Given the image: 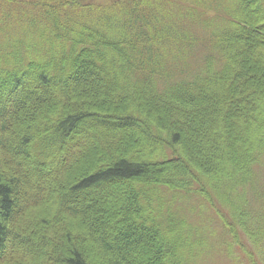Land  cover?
Segmentation results:
<instances>
[{"label":"trees","instance_id":"trees-1","mask_svg":"<svg viewBox=\"0 0 264 264\" xmlns=\"http://www.w3.org/2000/svg\"><path fill=\"white\" fill-rule=\"evenodd\" d=\"M0 37V264H264V0H0Z\"/></svg>","mask_w":264,"mask_h":264},{"label":"rangeland","instance_id":"rangeland-1","mask_svg":"<svg viewBox=\"0 0 264 264\" xmlns=\"http://www.w3.org/2000/svg\"><path fill=\"white\" fill-rule=\"evenodd\" d=\"M102 1H107V0H102ZM260 170L264 174V167ZM186 215H188V218L189 220H191L190 222L192 223H194V220H195L193 217L198 216V214L195 212L193 213L192 211L188 212V209H187ZM220 252L221 251L218 248L213 249L198 264H232L231 260L223 256L222 254H220Z\"/></svg>","mask_w":264,"mask_h":264}]
</instances>
